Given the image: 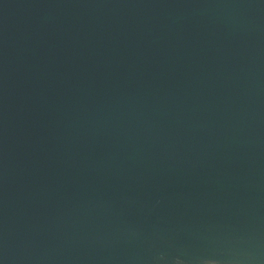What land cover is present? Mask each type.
Wrapping results in <instances>:
<instances>
[{"label":"water","instance_id":"1","mask_svg":"<svg viewBox=\"0 0 264 264\" xmlns=\"http://www.w3.org/2000/svg\"><path fill=\"white\" fill-rule=\"evenodd\" d=\"M0 264H264V0H0Z\"/></svg>","mask_w":264,"mask_h":264}]
</instances>
